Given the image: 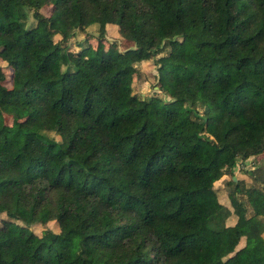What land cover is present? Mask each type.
I'll list each match as a JSON object with an SVG mask.
<instances>
[{
    "label": "trees",
    "instance_id": "1",
    "mask_svg": "<svg viewBox=\"0 0 264 264\" xmlns=\"http://www.w3.org/2000/svg\"><path fill=\"white\" fill-rule=\"evenodd\" d=\"M164 47V99L138 96ZM255 144L264 0H0V264H264V165L233 179Z\"/></svg>",
    "mask_w": 264,
    "mask_h": 264
},
{
    "label": "rangeland",
    "instance_id": "2",
    "mask_svg": "<svg viewBox=\"0 0 264 264\" xmlns=\"http://www.w3.org/2000/svg\"><path fill=\"white\" fill-rule=\"evenodd\" d=\"M43 15H48L50 13V9H44L40 11ZM25 16V22L26 26L28 28L33 27L36 24V21L33 19L32 15V10L26 8L24 11L21 12ZM62 26L57 23L54 25L53 28L55 29H60ZM106 39H99L96 29L94 26L86 28L84 31H79L76 30L75 37L71 39L69 42L68 46L69 49L73 52H79L81 50L80 45L82 46H92L96 47L98 43L102 45V49L104 51H107L110 47V43L113 42V44H116V42L120 41V37L115 31H106ZM118 49H123L122 44H118ZM166 52L167 48L164 47L163 49L160 50L159 54L152 60H149L147 62H141V63H136L137 67V73L134 75L133 80H132V86H133V92L137 94L138 96L145 97V98H161L164 99V95L158 91V81L161 79V76L164 72V58L166 57ZM131 59L130 57H128ZM2 68L4 69V72L6 76L8 77L9 70L5 68L4 64H1ZM9 121V120H8ZM260 146L259 144H255L254 146L247 147V156L248 160L247 162H238L235 171H237L236 176L238 178H243V181L246 182V185L248 186L250 183H252L251 179L249 178L248 173L262 165H264L263 161V155L258 152ZM235 176V173H234ZM209 180L212 183L213 188H222V186H225V183L228 180V176L226 175V178L223 179V176L217 175H208ZM224 180V181H223ZM242 180V179H241ZM251 185V184H250ZM216 190L218 192V197L222 199L224 196V193L222 190ZM223 193V194H222ZM238 213L241 217L240 221L241 224L236 229H228L229 232H236V233H241L244 232L247 229L248 226V220L243 215L241 214V211L238 209ZM243 216V217H242ZM203 231V230H202ZM264 238V234H263ZM241 257L244 258H252V254L248 253H242L240 255Z\"/></svg>",
    "mask_w": 264,
    "mask_h": 264
},
{
    "label": "crops",
    "instance_id": "3",
    "mask_svg": "<svg viewBox=\"0 0 264 264\" xmlns=\"http://www.w3.org/2000/svg\"><path fill=\"white\" fill-rule=\"evenodd\" d=\"M115 29H116V26H114V25H107L106 26V31L107 30H109V31H115ZM263 156H264V154H262ZM262 156V157H263ZM247 160L248 159H246V162H247ZM234 173H235V179H238V180H240L241 181V183L243 184V185H245V186H247L246 185V182L245 181H243V178H238L237 176H236V174H237V171H234ZM220 176V175H219ZM221 176H223V179H225L226 178V175H221ZM242 179V180H241ZM224 181V180H223ZM215 190H218V189H220V188H214ZM220 190H222V192L224 193V196L222 197V200H223V202H224V204L226 205V206H228L229 207V202H228V198H227V193H226V191H225V188H224V186H222V188L220 189ZM222 193V194H223ZM217 194H218V192H217ZM230 209H231V211H232V207H230ZM233 218H234V223L236 222V220H237V217L235 216V215H233ZM233 223V224H234ZM239 224H241V221L239 220V222H238V224L235 226V227H232L233 229H236L238 226H239ZM248 227V226H247ZM228 229H231V228H228ZM247 231V229L244 231V232H241V234H243V233H245Z\"/></svg>",
    "mask_w": 264,
    "mask_h": 264
},
{
    "label": "water",
    "instance_id": "4",
    "mask_svg": "<svg viewBox=\"0 0 264 264\" xmlns=\"http://www.w3.org/2000/svg\"><path fill=\"white\" fill-rule=\"evenodd\" d=\"M235 180V178H233Z\"/></svg>",
    "mask_w": 264,
    "mask_h": 264
}]
</instances>
